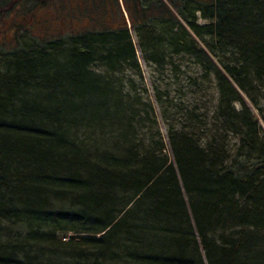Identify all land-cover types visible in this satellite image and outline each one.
Here are the masks:
<instances>
[{
  "label": "trees",
  "instance_id": "obj_1",
  "mask_svg": "<svg viewBox=\"0 0 264 264\" xmlns=\"http://www.w3.org/2000/svg\"><path fill=\"white\" fill-rule=\"evenodd\" d=\"M184 1L0 0V18L52 12L29 54L0 22V264H264V133L244 101L220 84L211 110L167 114L154 85L175 168L156 118L138 122L134 54L180 66L189 31L246 91L264 83V0H209L205 25Z\"/></svg>",
  "mask_w": 264,
  "mask_h": 264
},
{
  "label": "bare ground",
  "instance_id": "obj_2",
  "mask_svg": "<svg viewBox=\"0 0 264 264\" xmlns=\"http://www.w3.org/2000/svg\"><path fill=\"white\" fill-rule=\"evenodd\" d=\"M159 1L170 6L167 0ZM206 2H209V0H192L191 2L184 1V5L188 6V12L190 13V17L192 18V20H196L198 24H200L199 20L203 22L200 25L206 24V21L201 18L203 12L201 13L200 11V5ZM222 2L223 1H219L220 5L223 4ZM194 4H197V6ZM174 12L177 14L175 10ZM176 14L175 16L180 20L182 26L186 30H188L187 26ZM128 29H130L129 25ZM189 33L194 39L195 46L193 47V49H190L191 52H189L188 55H183L182 60H185L184 64L182 63L179 66L177 65L178 62H172L167 66L164 63H157L155 65L152 64L151 67L150 65H147L144 62V59L141 54H139V56L137 54H134L135 56L132 65V68L140 70V79L139 81H136V85L138 84L139 86L137 94L139 97L142 98L141 105L143 106V108L148 110L147 114L139 116L140 119L138 120V122L141 124V126L146 127L152 122L154 124V120L156 118L157 123L155 128L152 125V127H146L145 130L147 132H152L153 134H157V132L159 131V134L163 138L164 144L167 149L166 153L168 156V164L174 168L175 164L173 158L167 148L166 134H163L160 130V124H162V120L160 117L161 110L158 108L157 104L154 103L155 100L152 103V111H150L149 107L147 106V104L149 105L151 101L145 97V90L141 86L144 85L145 82L141 72L142 65H145L146 68L149 69L151 74L155 76V79H157L155 81V87L157 90L154 93H156V95L162 102L164 110L167 111V114L172 112V110H176L177 107L178 111H180L181 113L189 112L191 114L198 113L200 115L205 113L206 111H208L210 105L212 106V104L216 101V97L218 95V88L222 86L220 84H224V86L230 89L233 94L238 97L239 100L244 101L249 112L253 117L254 122L257 124V127L260 130L264 128V83H262V85L257 84L256 87L252 86V88H255V90L248 89V91H246L243 87H241V85L237 82L236 79H233L231 75V67L226 65L225 63H223V65L219 63L218 59L210 52V47L206 44L209 42V40H207L205 37L202 40L199 38L196 39L190 31ZM129 38L132 45L134 46L136 43L135 37L133 39V37L129 35ZM33 45L34 44L32 42L22 41V53L29 54L28 52H34V50L36 49ZM119 49H121V47ZM79 53L82 54L81 51H79ZM59 62L60 60H58V64ZM61 63L63 64V62ZM99 63V58L94 57L92 58L91 64L88 66V68L92 71L90 73L93 76L100 75V73L104 71V68L98 65ZM175 65L179 66V70L176 69ZM172 67L175 71H177L176 73L174 71H171ZM214 67L216 68L213 69ZM215 70H217L221 75L220 78L216 77ZM180 73L184 75H181ZM194 89L199 93L209 91L208 102L202 100V98L207 99V96H202V98H199L196 93H193ZM130 98H132V96H130ZM250 98L253 100L254 105L249 102ZM232 102V108L238 111L240 108L239 101ZM143 133L145 134V131ZM231 165L233 166V171L229 174H226V178H231L232 180H234L235 175H240L238 174L240 172V167L238 166V164ZM187 216L189 221L193 222L189 206L187 209ZM73 237H75L73 234H69L67 236V238ZM51 262L55 263V261L53 260ZM203 264H207V261L204 259Z\"/></svg>",
  "mask_w": 264,
  "mask_h": 264
},
{
  "label": "rangeland",
  "instance_id": "obj_3",
  "mask_svg": "<svg viewBox=\"0 0 264 264\" xmlns=\"http://www.w3.org/2000/svg\"><path fill=\"white\" fill-rule=\"evenodd\" d=\"M49 9H45V7H34L30 10H25L24 7L19 6L18 9H14V11L12 13H10V15H4L7 16L6 20H8V25H9V30L8 32H10V30L13 28L14 29H21L20 30V35L19 38H23L22 41H28V42H32V38L36 37V35H38L40 32L38 31V29L36 28V26L34 25L33 22H35L36 20L41 19L42 15H48L51 14L49 12ZM53 15V14H52ZM2 16L0 18V22L2 20V18L4 17ZM199 23L202 24L203 22L201 20H199ZM73 32V28H67V30L65 31V33H71ZM50 32H48L47 34H49ZM46 34V35H47ZM130 35L133 37L134 39V34L130 31ZM32 37V38H31ZM11 38V37H10ZM9 38V39H10ZM13 39V37H12ZM8 44V42L6 43ZM136 54L139 56V52H136ZM142 77L144 79V90H145V97L148 98V100H150L153 103V86L155 85V81L157 79H155V76L153 74H151V72L149 71V69L146 68L145 65H142ZM136 82V81H135ZM137 89H139L138 84L136 85ZM193 93H196L198 95V97L202 98V96H207L208 98L203 99V101L208 102L209 100V91L208 92H198L195 89L193 90ZM208 110H211L210 107L208 108ZM160 130L163 134H166V131H164V127L162 124H160ZM262 132L264 133V128L261 129Z\"/></svg>",
  "mask_w": 264,
  "mask_h": 264
}]
</instances>
